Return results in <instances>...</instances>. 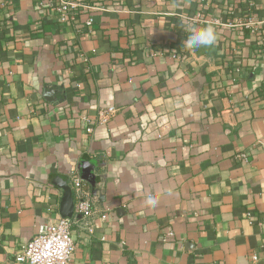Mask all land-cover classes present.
<instances>
[{
	"label": "crops",
	"instance_id": "0c3cea01",
	"mask_svg": "<svg viewBox=\"0 0 264 264\" xmlns=\"http://www.w3.org/2000/svg\"><path fill=\"white\" fill-rule=\"evenodd\" d=\"M45 1L0 0V264L72 174L69 264H264V0H83L66 23Z\"/></svg>",
	"mask_w": 264,
	"mask_h": 264
},
{
	"label": "built area",
	"instance_id": "2783aa9c",
	"mask_svg": "<svg viewBox=\"0 0 264 264\" xmlns=\"http://www.w3.org/2000/svg\"><path fill=\"white\" fill-rule=\"evenodd\" d=\"M46 4L53 8V11L61 23H66L72 19L76 9L83 0H46ZM93 19L88 18L85 22L87 27L92 26ZM217 24V23H216ZM251 26V24H247ZM186 52V50H184ZM184 51L174 52L170 58L180 61ZM116 113V109L108 108L98 114L99 123L105 124ZM81 123L87 133L92 132V127L87 125L86 119H81ZM72 188L76 193L73 215L70 218L60 216L38 225L35 235L16 255V261L20 264H69L74 252L75 245L72 239V226L75 224L77 216H86L90 212V202L85 199L80 178L70 175ZM164 240L172 238L171 233H167ZM255 260V259H254Z\"/></svg>",
	"mask_w": 264,
	"mask_h": 264
},
{
	"label": "clouds",
	"instance_id": "9594fccd",
	"mask_svg": "<svg viewBox=\"0 0 264 264\" xmlns=\"http://www.w3.org/2000/svg\"><path fill=\"white\" fill-rule=\"evenodd\" d=\"M188 35L183 41V47L188 50H195L201 47H209L217 42L216 29L212 25L203 27H189L187 29ZM147 203L155 204L156 200L149 196Z\"/></svg>",
	"mask_w": 264,
	"mask_h": 264
},
{
	"label": "water",
	"instance_id": "95a60500",
	"mask_svg": "<svg viewBox=\"0 0 264 264\" xmlns=\"http://www.w3.org/2000/svg\"><path fill=\"white\" fill-rule=\"evenodd\" d=\"M56 185L62 189V197L60 200L59 214L62 218H70L74 210V200L70 187L67 185L64 177L55 178Z\"/></svg>",
	"mask_w": 264,
	"mask_h": 264
}]
</instances>
